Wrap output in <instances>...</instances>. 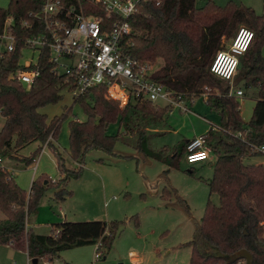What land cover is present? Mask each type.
<instances>
[{
	"label": "trees",
	"instance_id": "trees-1",
	"mask_svg": "<svg viewBox=\"0 0 264 264\" xmlns=\"http://www.w3.org/2000/svg\"><path fill=\"white\" fill-rule=\"evenodd\" d=\"M42 1L8 0L6 6H0V33L6 19L11 18L18 37L13 49L0 52V157L30 164L46 143L60 176L52 181L40 173L32 178L27 191L0 165V210L5 215L0 219V245L25 250L40 263L51 261L62 250L98 243L104 258L125 220L64 219L53 222L49 233H39L26 226L27 216L37 210L48 187L54 188L52 198L56 201L72 194L68 181L80 176L85 155L91 149L114 153L116 142L121 140L148 157L178 167L186 151V139L171 147L164 144L153 148L147 128L162 120L170 105L137 97L121 107L118 100L106 95L104 85H94L83 95L73 97L86 118L68 121V154L78 163L75 168L69 167L53 139L72 106L51 118L39 111L41 106L62 98V89L68 88L65 77L52 70L47 50L39 55V75L30 85L10 76L23 67L24 38L42 27L38 15ZM129 22L132 31L122 40L125 52L149 64L158 57L165 58V72L153 79L166 84L167 78H181L179 87L171 89L174 95L193 98L206 93V103L220 114L219 128L204 133L214 155L213 173L207 179L199 177L210 193L218 194L219 203L208 199L192 238L179 243L191 248L189 264H238L242 248L252 255V264H264V162H244L246 155L259 154L251 145L264 142V11L257 13L251 6L233 0L224 5L206 0L198 6L195 0H140ZM242 25L253 30V37L239 56L233 84L243 93L251 89L253 94L254 104L247 120L241 114L240 100L229 92L231 84L210 71L215 53L227 47L226 41ZM113 121L118 122V130L109 133L108 124ZM127 133L134 141L126 138ZM33 141L38 142L37 146L29 154H22L21 149ZM162 191L163 196L168 189ZM185 207L188 209L187 204ZM132 218L137 226L138 215Z\"/></svg>",
	"mask_w": 264,
	"mask_h": 264
},
{
	"label": "rangeland",
	"instance_id": "rangeland-1",
	"mask_svg": "<svg viewBox=\"0 0 264 264\" xmlns=\"http://www.w3.org/2000/svg\"><path fill=\"white\" fill-rule=\"evenodd\" d=\"M205 1L195 0V4L198 6ZM215 1L224 5L229 0ZM233 1L249 5L257 13L264 11V0ZM7 2L8 0H0V6H6ZM229 41L227 40L225 44ZM4 49L5 43L0 40V52ZM262 53L264 54V44ZM28 54L35 57L36 50L24 49L21 60ZM167 63L165 58L158 57L149 65L146 72L152 77L161 75L165 72ZM180 79L170 77L164 82L171 90L172 87L174 89L179 87ZM232 85L236 88L233 81ZM61 93L62 98L58 102L41 106L39 111L51 118L72 106L60 124L55 144L64 155L66 164L75 168L78 163L68 154V121L71 118L83 120L86 113L79 103H73V96L68 88H63ZM238 99L241 114L244 119H248L254 104L251 89L244 90ZM160 102L162 101L159 99L156 103ZM182 103H185L189 110H181L176 105L169 106L170 110L166 116L147 128L150 133L149 144L153 148L157 149L164 144L171 147L181 139H186L188 143L193 136L206 132L210 122L220 124L218 110L207 104L203 95L186 99ZM1 119L2 116L0 128L3 124ZM117 130V121L108 124L109 133H115ZM125 136L134 141L130 133ZM37 144V141L30 142L20 152L27 155ZM179 161L178 167H170L165 162L144 155L137 148L121 140L116 142L114 153L99 149L89 150L82 163L80 176L68 181L67 188L72 194L64 200L56 201L52 198L54 188L48 187L39 200L37 210L29 215V221L33 220L35 232H47L48 224L60 218L63 213L68 220L123 219L125 223L104 258L102 255L95 257L97 245L91 244L62 250L60 253L63 260L55 261L56 256L53 258L54 261L41 260L40 264H131L130 253L136 254L141 264H188L191 248L187 244L179 243L192 238L206 201L210 199L218 204L219 198L217 193H210L207 184L199 178L211 177L214 161L212 153L208 159L194 163H188L183 154ZM17 162L14 177L27 191L32 174L34 177L45 173L52 181L60 176L54 154L47 144L42 146L30 164L22 160ZM244 162H264V156L246 155ZM164 187L168 191L162 196ZM181 199L188 205V209ZM134 214L138 215L137 226L134 218L131 219ZM4 217L0 210V219ZM0 264H26V254L24 250L1 244Z\"/></svg>",
	"mask_w": 264,
	"mask_h": 264
},
{
	"label": "built area",
	"instance_id": "built-area-1",
	"mask_svg": "<svg viewBox=\"0 0 264 264\" xmlns=\"http://www.w3.org/2000/svg\"><path fill=\"white\" fill-rule=\"evenodd\" d=\"M140 0H43L38 13L42 20L39 31L24 38V49L36 50V56L26 55L23 67L10 73L30 85L39 75L36 66L39 55L47 50L55 73L62 74L73 97L81 96L94 85H104L106 95L126 105L133 98H145L161 104L178 106L188 110L183 97L174 95L161 81L147 74V61H140L122 48L123 38L132 31L129 18ZM12 19L5 21L0 33L5 49H13L18 39L12 30ZM25 23V22H24ZM250 34V35H249ZM243 36V39H241ZM253 37V30L239 26L227 47L218 50L211 63L210 71L230 82L229 92L236 96L243 94L241 88H233L232 81L237 70L239 56L247 49ZM244 45L241 48L239 45ZM206 95V93H203ZM210 123L208 129H218ZM46 144V143H45ZM44 144V145H45ZM43 145V146H44ZM252 149L264 156V142L252 144ZM185 159L188 163L206 160L210 147L204 133L193 136L187 143ZM2 158L0 157V165ZM95 257L100 256L98 243ZM133 264H141L136 254H129ZM244 260L238 261L243 264Z\"/></svg>",
	"mask_w": 264,
	"mask_h": 264
},
{
	"label": "crops",
	"instance_id": "crops-1",
	"mask_svg": "<svg viewBox=\"0 0 264 264\" xmlns=\"http://www.w3.org/2000/svg\"><path fill=\"white\" fill-rule=\"evenodd\" d=\"M239 88V87H238ZM201 95H203V94H201ZM204 97H206V95H203ZM238 97V96H237ZM183 99H184V101L186 100V99H191L190 97H186V96H184L183 97ZM158 104H161V103H158ZM161 105H164V104H161ZM189 108V107H188ZM189 110V109H188ZM3 118V117H2ZM205 121H208V122H210L208 119H206L205 117H202ZM1 120H3V119H1ZM245 120H247V119H245ZM2 123V122H1ZM210 123H212V122H210ZM219 125V124H218ZM208 130V129H207ZM206 130V131H207ZM205 133V132H204ZM54 142H55V140H53ZM74 161V160H73ZM1 164L3 165V166H5L13 175H15V165L16 164H18V162H17V160L16 159H13V158H7V157H3L2 158V160H1ZM17 166V165H16ZM32 178H33V174L31 175V177H30V180H32ZM29 187H30V183H29V186H28V191H29ZM51 197V196H50ZM63 216H64V218H63ZM60 218H62L61 220H64V219H66V220H68L67 218H66V215H65V213H63L62 215H60ZM60 218H57V219H55V220H53V221H51V223H49L48 225H49V228H48V231L47 232H39V233H49L50 232V229H51V224H52V222H54V221H59L58 219H60ZM40 224H42V223H37V225H40ZM26 226H29V227H31L33 230H34V223H33V220L32 221H29V216H27V218H26ZM181 243V242H180ZM4 245H7V244H4ZM87 245H91V244H87ZM95 245V244H94ZM82 246H85V245H82ZM10 247V246H9ZM77 247H80V246H77ZM24 253L26 254V264H32V262H31V258L28 256V254L26 253V251L24 250ZM61 253H62V251H61ZM61 253L60 254H58L57 255V260H55V261H58L59 259H61V260H63V258L61 257ZM136 259L139 261V259L136 257ZM133 260L134 259H130V261H131V264H133L132 262H133ZM52 261H54V259H52L51 261H49V262H52ZM38 264H40V263H38ZM46 264H48V263H46ZM189 264V263H188Z\"/></svg>",
	"mask_w": 264,
	"mask_h": 264
},
{
	"label": "water",
	"instance_id": "water-1",
	"mask_svg": "<svg viewBox=\"0 0 264 264\" xmlns=\"http://www.w3.org/2000/svg\"><path fill=\"white\" fill-rule=\"evenodd\" d=\"M239 256L242 260H244V264H252V255L245 248L240 250ZM32 264H38V260L36 258L31 259Z\"/></svg>",
	"mask_w": 264,
	"mask_h": 264
},
{
	"label": "clouds",
	"instance_id": "clouds-1",
	"mask_svg": "<svg viewBox=\"0 0 264 264\" xmlns=\"http://www.w3.org/2000/svg\"><path fill=\"white\" fill-rule=\"evenodd\" d=\"M249 35H250V34H249ZM241 39H243V36H241ZM239 46H240L241 48H243V47H244V45H242V44H241V45H239Z\"/></svg>",
	"mask_w": 264,
	"mask_h": 264
}]
</instances>
